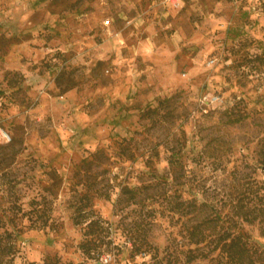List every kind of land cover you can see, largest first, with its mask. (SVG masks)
Wrapping results in <instances>:
<instances>
[{
    "label": "rangeland",
    "instance_id": "rangeland-1",
    "mask_svg": "<svg viewBox=\"0 0 264 264\" xmlns=\"http://www.w3.org/2000/svg\"><path fill=\"white\" fill-rule=\"evenodd\" d=\"M0 126L10 264H218L187 261L189 218L170 210L198 200L232 217L264 180V0H0ZM85 196L114 241L100 263L79 247ZM35 200L50 227L22 217ZM240 226L264 250L260 225Z\"/></svg>",
    "mask_w": 264,
    "mask_h": 264
},
{
    "label": "trees",
    "instance_id": "trees-1",
    "mask_svg": "<svg viewBox=\"0 0 264 264\" xmlns=\"http://www.w3.org/2000/svg\"><path fill=\"white\" fill-rule=\"evenodd\" d=\"M257 59H263V57L257 56ZM11 74L13 73L8 72L6 78L9 79ZM149 161L147 160L145 164L149 169H152V164ZM260 161L261 167L264 168V147ZM167 163L171 168H177L180 164L173 154L168 157ZM242 188V195L236 202L232 201L230 204L234 211L232 217L222 211H212V207L206 201L181 200L174 204L171 212L189 218V224L185 228L188 238L186 251L188 262L209 259L218 264H264V250H260L257 245L252 244L240 230L241 222L258 223L261 227V234L264 235V180L251 179ZM141 192H143V187L124 189V193L129 194L128 200L131 204L138 203L137 198L142 196ZM85 199L87 202L84 206H77L74 209V223L84 229L83 242L79 247L87 259L100 263L103 255L112 252L114 241L110 238V225L107 220L96 214L89 196H85ZM43 204L42 201L35 200L31 203L29 210L22 211V217L39 221L38 225L32 222L31 225L35 229L50 227L51 211L49 207L46 211ZM218 227L219 230H217ZM214 237H217V240ZM6 242L8 243V241ZM10 242L9 246L6 244L0 248V264L12 263L19 252L16 240L13 238ZM213 243H215L214 246ZM132 246V253L139 254L142 250L150 247L149 238L146 236L144 239L140 238L139 243L136 240ZM10 257L11 259H9ZM57 263L63 264L60 261L53 263L51 259L45 260L43 264Z\"/></svg>",
    "mask_w": 264,
    "mask_h": 264
},
{
    "label": "built area",
    "instance_id": "built-area-1",
    "mask_svg": "<svg viewBox=\"0 0 264 264\" xmlns=\"http://www.w3.org/2000/svg\"><path fill=\"white\" fill-rule=\"evenodd\" d=\"M165 1L166 3H168L169 5L175 8L180 7L182 3V0H165ZM0 139L2 140L3 143H6V144H8V142L12 140L9 132L4 130L1 126H0Z\"/></svg>",
    "mask_w": 264,
    "mask_h": 264
}]
</instances>
